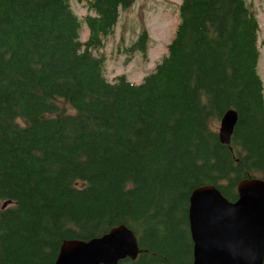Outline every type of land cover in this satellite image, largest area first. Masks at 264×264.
Wrapping results in <instances>:
<instances>
[{"label": "trees", "instance_id": "16d2710c", "mask_svg": "<svg viewBox=\"0 0 264 264\" xmlns=\"http://www.w3.org/2000/svg\"><path fill=\"white\" fill-rule=\"evenodd\" d=\"M78 1L84 39L69 0H0V264H52L63 240L119 224L142 234L119 264H191V191L234 201L238 181L264 179L256 12L181 0L165 54L135 84L108 81L100 52L135 0ZM147 42L142 30L128 51L146 58Z\"/></svg>", "mask_w": 264, "mask_h": 264}, {"label": "water", "instance_id": "95a60500", "mask_svg": "<svg viewBox=\"0 0 264 264\" xmlns=\"http://www.w3.org/2000/svg\"><path fill=\"white\" fill-rule=\"evenodd\" d=\"M237 121L233 109L219 120L217 136L228 145ZM230 201L213 184L194 188L188 198V227L192 241L191 264H263L264 179L244 178ZM8 201L2 204L4 208ZM141 252L135 233L124 224L103 234L65 239L52 264H119Z\"/></svg>", "mask_w": 264, "mask_h": 264}, {"label": "rangeland", "instance_id": "374dc122", "mask_svg": "<svg viewBox=\"0 0 264 264\" xmlns=\"http://www.w3.org/2000/svg\"><path fill=\"white\" fill-rule=\"evenodd\" d=\"M73 11L81 20V39L88 35L82 16L86 9L78 0H69ZM256 12L260 24L258 43L260 58L258 73L264 91V0H245ZM181 0H135L133 5L120 11L114 33L106 39L100 51L105 56L104 76L112 81L116 76H125L132 83L139 84L151 73L166 52V45L173 36L178 20L177 7ZM146 30L148 42L146 58L140 49L129 52L128 48L137 40L138 33ZM123 43L121 44V41ZM219 122L216 127L218 128ZM142 236L137 233L138 240Z\"/></svg>", "mask_w": 264, "mask_h": 264}]
</instances>
